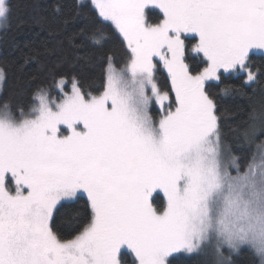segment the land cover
Here are the masks:
<instances>
[{
	"label": "snow or ice",
	"instance_id": "snow-or-ice-1",
	"mask_svg": "<svg viewBox=\"0 0 264 264\" xmlns=\"http://www.w3.org/2000/svg\"><path fill=\"white\" fill-rule=\"evenodd\" d=\"M12 11L0 0V30ZM50 15L56 46L0 58V264H264V103L235 144L218 103L264 84V0H56Z\"/></svg>",
	"mask_w": 264,
	"mask_h": 264
},
{
	"label": "trees",
	"instance_id": "trees-1",
	"mask_svg": "<svg viewBox=\"0 0 264 264\" xmlns=\"http://www.w3.org/2000/svg\"><path fill=\"white\" fill-rule=\"evenodd\" d=\"M13 5V11L6 30H0L6 32L3 39H0V58H8L15 60L16 65L22 64L20 49L24 52L28 51L29 47L42 49L45 45L49 48L56 46L59 37L50 35V31L59 27L58 23L51 22L52 5L56 3V0H11ZM47 19H41V18ZM70 26L69 31L72 29ZM13 43L19 47L14 48ZM27 45L28 47H25ZM118 53L120 58H123L122 46L118 37H112L111 42L106 46ZM63 52L67 55L72 54V49L65 43L62 46ZM48 62H51L54 57H44ZM259 59V57H257ZM35 62H30L25 65L24 72H17L16 68L9 72L7 76V83L5 85L6 91L3 93L5 96H11L12 92L16 89L17 85L22 79H26L32 75L35 71ZM67 66L65 65V69ZM93 78L99 76V69H96L92 74ZM43 78V77H41ZM88 82V81H86ZM231 83H239L238 80L233 78ZM213 92H218L219 87L213 82ZM246 95H237L229 98H220L219 109L222 116V129L226 138L232 144L236 143V129L238 127H244L242 122L248 121V114L252 111V108L259 107L261 103H264V84L252 85L250 88L245 89ZM264 139V137H260ZM254 150L252 148L245 149V155H250ZM203 258L192 257L190 259H184L182 264H201ZM238 264H259L258 258L251 256L245 251V253L238 260Z\"/></svg>",
	"mask_w": 264,
	"mask_h": 264
}]
</instances>
